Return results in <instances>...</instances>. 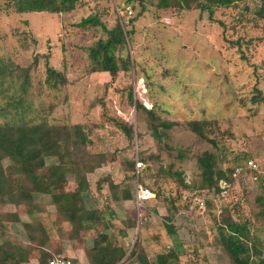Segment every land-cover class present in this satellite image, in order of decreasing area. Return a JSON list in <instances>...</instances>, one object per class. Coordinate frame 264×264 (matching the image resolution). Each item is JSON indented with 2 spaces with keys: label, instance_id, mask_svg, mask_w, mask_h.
<instances>
[{
  "label": "rangeland",
  "instance_id": "374dc122",
  "mask_svg": "<svg viewBox=\"0 0 264 264\" xmlns=\"http://www.w3.org/2000/svg\"><path fill=\"white\" fill-rule=\"evenodd\" d=\"M141 1L128 4L132 10L128 17L116 13L124 0H80L81 9L63 15L15 14L10 0H0V60L11 70L12 65L30 67V97L48 114L49 123L82 127L91 141L86 148L89 157L95 160L100 154L103 160L85 175L90 206L115 215L103 230L99 226L84 232L63 221L46 195L34 199L36 208L0 205L2 250L21 247L32 254L60 255L75 264H89L91 239L106 235L126 255L139 247L148 264H153L157 255L172 249L166 224L180 245L175 264H228L214 241L215 222L222 211V216L244 223L252 236L263 238L264 218L257 216L255 202L264 195V23L254 16L258 2L244 0L215 8L209 18L206 11L196 9L194 0L188 1L189 10L181 0ZM102 8L108 11L102 18L106 26L114 20L123 30H132L126 51L133 66L118 71L112 80L106 73L86 70L81 49L102 37L100 32L83 33L73 27L80 17ZM45 65L64 73L66 84L61 89L46 88ZM138 105L151 110L153 124L156 119L175 123L161 142L150 136V116ZM190 121L216 126L210 137H217L219 148L191 133L185 126ZM116 122L131 127V139ZM203 152L214 154L216 168L222 171L235 165L247 169L246 160L234 161L246 156L251 164L248 170L260 173L263 183L258 185L254 176L248 180L231 175L226 199H209L213 207L204 208L200 203L209 195L204 192L198 198V190L189 189L199 181L196 158ZM8 164L2 162L6 174L14 176ZM122 182L131 190L141 184L153 193L171 194L173 203L187 208L167 223L166 200L161 197L137 203L133 198L114 201L108 187ZM67 185L70 190L75 184ZM12 214L17 221L10 224L7 219ZM133 216L135 221L130 219Z\"/></svg>",
  "mask_w": 264,
  "mask_h": 264
},
{
  "label": "trees",
  "instance_id": "16d2710c",
  "mask_svg": "<svg viewBox=\"0 0 264 264\" xmlns=\"http://www.w3.org/2000/svg\"><path fill=\"white\" fill-rule=\"evenodd\" d=\"M133 1L143 4L141 0ZM188 1L181 0L185 10L190 8ZM242 1L244 0H202V2L194 0V3L196 9L200 12L206 11L211 18L215 8H226L235 2ZM253 1L258 2L254 16L264 23V0ZM131 2L132 0H124L123 8L130 6L128 4ZM176 5L181 3L178 2ZM80 7V0H10L9 4V8L15 14L44 12L50 15H63ZM107 16L108 11L103 8L92 11L80 17L73 27L83 33L90 31L95 35L96 30L100 32L102 37L81 50L85 55L86 70L89 74L106 73L112 80L118 71L125 72L133 66L126 51V42L129 41L132 30H123L122 24L114 20L110 27L106 26L102 18ZM131 22L133 19L128 24ZM8 66L0 60V205L32 204L35 207L34 199L39 195H46L49 196L56 212L69 225L84 232L99 226H101L100 231L103 230L107 226V221L115 215L111 212L97 211L90 206L88 186L85 182V175L103 164L102 155H96L95 160L89 157L86 148L91 141L80 125L66 126L49 123L48 114L44 109L40 105L33 104L30 97L32 94L29 92L30 67L21 68L12 65L11 70ZM14 70L17 73L14 74ZM11 79L16 82H11ZM43 83L48 90L57 91L66 84V78L62 71L45 65ZM138 107L150 116L148 121L150 136L156 142H161L166 130L172 128L175 123L156 119V124H153L152 121L155 119L151 110H145L140 105ZM116 123L126 138L131 139V127ZM185 126L200 141L210 144L215 149L219 148L215 141L217 137H210L213 132H216V126L212 129L208 121H190ZM246 158V156L235 157L234 161L246 160L247 162ZM4 160L8 161L7 169L11 170L14 176L6 174V169L2 165ZM196 166L199 170V181L190 185L189 189L198 190V198L204 192V195H209V198L200 203L206 209L213 207L211 201L221 191L219 181L225 182L228 188L233 184L232 178H248L249 180V177L254 176L258 185L263 183V176L259 175L260 173L248 169L241 168L234 174V169L241 166L228 167L224 171L217 169L215 155L209 152H203L196 158ZM173 175L177 177L180 185L183 184L179 173L174 172ZM135 177L137 179L138 175L135 174ZM69 182L75 184L70 190L67 185ZM108 191L116 202L131 200L133 193V190L124 182L117 186L110 185ZM149 192L152 198L161 197L162 200H166L164 208L167 223H171L175 215L184 213L187 208L186 205L184 207L173 203L171 194L165 196V193L159 190L156 193ZM227 196L228 192L224 199ZM255 202L258 206L257 216L264 218V195L257 197ZM222 214L223 211L220 214V220L215 222L214 241L227 258L228 264H264V222L261 226L263 238L259 240L249 233L244 223L234 222L229 216H222ZM130 219L135 221L136 217L133 216ZM130 219L128 227L132 225ZM7 220L11 224L17 221V218L12 214ZM164 226L167 236L171 239L172 249L165 255H157L153 264H175L176 254L180 252V245L173 229L166 224ZM91 240L92 246L87 253L89 264H125V261L135 263L136 260L140 264H148L146 255L137 246L126 255V251L106 235H100ZM19 248L11 247L4 251L0 247V264H30L33 260L37 264H46V259L50 257L49 254L42 252L40 255L35 252L32 254L28 252L29 250L23 251L21 247Z\"/></svg>",
  "mask_w": 264,
  "mask_h": 264
},
{
  "label": "built area",
  "instance_id": "2783aa9c",
  "mask_svg": "<svg viewBox=\"0 0 264 264\" xmlns=\"http://www.w3.org/2000/svg\"><path fill=\"white\" fill-rule=\"evenodd\" d=\"M116 13L117 14L124 13L126 16L130 17L132 15V10H131L130 6H126L125 8H123V6H121L120 9H118L116 11ZM246 164H247L246 168L247 169L250 168V166H251L250 161H247ZM240 170H241L240 167L234 169V174H236ZM234 174H233V176H234ZM219 183L222 184V185H220L221 191L213 199V201H219L221 199H224L225 196L227 195V192L229 191V188L225 182L219 181ZM149 197H151V194L148 191V189H146L140 185H136L134 187L133 199L136 203L139 202L140 200L147 199ZM46 264H74V263L70 258H66V257L60 256V255H51L49 258L46 259Z\"/></svg>",
  "mask_w": 264,
  "mask_h": 264
},
{
  "label": "clouds",
  "instance_id": "9594fccd",
  "mask_svg": "<svg viewBox=\"0 0 264 264\" xmlns=\"http://www.w3.org/2000/svg\"><path fill=\"white\" fill-rule=\"evenodd\" d=\"M121 6H122V5H121ZM121 6H120V7H121ZM132 198H133V193H132ZM71 260H72V259H71ZM72 261H73V260H72Z\"/></svg>",
  "mask_w": 264,
  "mask_h": 264
},
{
  "label": "crops",
  "instance_id": "0c3cea01",
  "mask_svg": "<svg viewBox=\"0 0 264 264\" xmlns=\"http://www.w3.org/2000/svg\"><path fill=\"white\" fill-rule=\"evenodd\" d=\"M88 5V4H87ZM82 8H84V7H82ZM81 9V8H80ZM87 15V14H86Z\"/></svg>",
  "mask_w": 264,
  "mask_h": 264
}]
</instances>
